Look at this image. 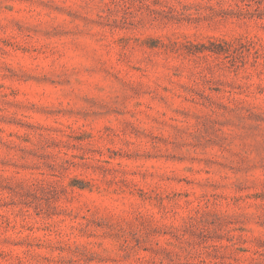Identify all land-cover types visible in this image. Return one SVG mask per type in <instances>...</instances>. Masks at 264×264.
Wrapping results in <instances>:
<instances>
[{
  "label": "rangeland",
  "instance_id": "1",
  "mask_svg": "<svg viewBox=\"0 0 264 264\" xmlns=\"http://www.w3.org/2000/svg\"><path fill=\"white\" fill-rule=\"evenodd\" d=\"M0 264H264V0H0Z\"/></svg>",
  "mask_w": 264,
  "mask_h": 264
}]
</instances>
